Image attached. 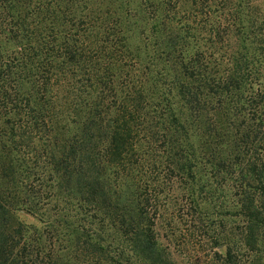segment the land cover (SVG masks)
<instances>
[{
	"label": "trees",
	"instance_id": "trees-1",
	"mask_svg": "<svg viewBox=\"0 0 264 264\" xmlns=\"http://www.w3.org/2000/svg\"><path fill=\"white\" fill-rule=\"evenodd\" d=\"M175 188L264 264V0H0V264H178Z\"/></svg>",
	"mask_w": 264,
	"mask_h": 264
},
{
	"label": "rangeland",
	"instance_id": "rangeland-1",
	"mask_svg": "<svg viewBox=\"0 0 264 264\" xmlns=\"http://www.w3.org/2000/svg\"><path fill=\"white\" fill-rule=\"evenodd\" d=\"M179 189L166 192L167 211L160 219L158 228L162 240L170 241L178 264H217V256L213 252L221 251V247L215 246L217 244H214L213 237L219 233L218 221L221 217L230 222V217L218 207L226 196L203 198L197 208L186 206L176 210ZM21 217L25 221L35 222L30 216Z\"/></svg>",
	"mask_w": 264,
	"mask_h": 264
}]
</instances>
